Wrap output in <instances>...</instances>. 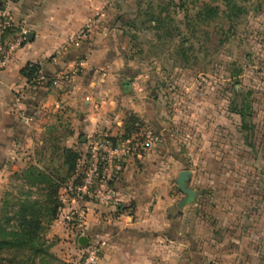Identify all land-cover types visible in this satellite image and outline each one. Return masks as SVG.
<instances>
[{"label": "crops", "instance_id": "0c3cea01", "mask_svg": "<svg viewBox=\"0 0 264 264\" xmlns=\"http://www.w3.org/2000/svg\"><path fill=\"white\" fill-rule=\"evenodd\" d=\"M185 3L0 0L18 25L10 37L27 31L0 69V173L49 130H63L61 152L77 162L90 138L121 140L131 116V136L158 138L111 181L115 209L67 204L84 211L77 241L97 245L95 264H264V68L242 55L245 40H264V27L231 4L217 33L215 17L202 21ZM90 21L91 32L69 43ZM232 45L241 57L233 67L225 54L217 70L216 47ZM28 64L39 66L32 84L20 75ZM184 170L196 196L178 211Z\"/></svg>", "mask_w": 264, "mask_h": 264}, {"label": "rangeland", "instance_id": "374dc122", "mask_svg": "<svg viewBox=\"0 0 264 264\" xmlns=\"http://www.w3.org/2000/svg\"><path fill=\"white\" fill-rule=\"evenodd\" d=\"M185 4L187 6L189 4H194L198 8L199 15H201L202 18H205L207 14L215 17L217 20V33L222 31V28L219 26L222 24L224 25V21H226V18L224 19L226 14L224 13L231 4L237 6L238 9L241 8L242 11L244 10V17H248V21L252 22V27H264V0H186ZM207 5L210 6V9L207 8ZM262 10L263 13L260 12ZM232 11L234 12L236 10L233 9ZM184 18V20H186V17ZM204 18L201 20H205ZM248 32H251L249 28ZM201 37L204 36L201 35ZM221 37L224 36L221 35ZM255 38H257V36H255ZM215 40L218 41V38ZM242 48H244L243 52H245L242 54L244 55V59H248L249 62L250 60H254L258 57L260 60L259 64H261L260 67L264 68V40H259V38L258 40H245L242 44ZM254 48L259 50L257 54L252 53L251 49L254 50ZM238 50L239 49L234 45L231 46L230 50L228 49L226 51L222 48L220 49L216 47V69L218 70L222 66V58L225 54L226 56L228 55L231 57V62L234 67L236 60L241 57V52H238ZM202 78L203 77H200L199 81H202ZM259 81L261 83V78ZM250 82L252 83L253 80L251 79ZM257 116V119L262 120V115L257 114ZM61 131L63 130H57L51 134V130H49L46 134L41 135L40 140H44L43 144H37V147L31 153L24 152V156L20 162L15 161L12 165L13 167L11 166V168H7L4 173H0V209L3 207L5 202L14 203L15 200H24L27 197L31 200H37L42 205H45L47 203L48 196L51 194V188H47L52 184L60 185V189L57 193V200L59 201V196L62 194V187L80 177V162H76L77 166L74 171H69L65 165V157L63 152H61V149L63 148V141L62 139H59L63 138V134H60ZM57 136L58 138L56 142L52 144L51 137ZM51 146H55L56 148L51 150ZM35 168L41 171L42 175L47 179L48 184L37 183L38 185L35 187L30 186L31 180L29 176H31V173ZM60 206L57 219L44 226V231L42 233V239L45 242V246L47 247L48 254L51 255V258L40 257L36 259L34 263L29 261L26 264H81L87 247L80 246L77 239L79 234L83 232L84 227L81 231H79L75 226H72L71 223L64 221L62 217L64 215V211H67V206H64L62 203H60ZM64 207L65 210H63ZM41 215L42 218L47 216L43 215V213Z\"/></svg>", "mask_w": 264, "mask_h": 264}, {"label": "built area", "instance_id": "2783aa9c", "mask_svg": "<svg viewBox=\"0 0 264 264\" xmlns=\"http://www.w3.org/2000/svg\"><path fill=\"white\" fill-rule=\"evenodd\" d=\"M18 27L10 15L0 12V69L7 66L13 53L27 40V31L20 32L11 38ZM92 29V22L85 24L69 43L80 40ZM102 36L105 32L100 33ZM41 79L38 74L34 81ZM158 138L152 133L142 132L125 140L112 142L105 136L90 138L86 146V154L80 162L81 175L70 183L65 184L59 196L60 203L67 206L69 201L83 203L85 201L106 204L115 208L117 203L109 184L115 179L123 164L128 160H136L143 156ZM64 211L63 220L71 223L79 231L84 227V211L81 208ZM65 210V207L64 209ZM81 264H95L99 255L97 245H88Z\"/></svg>", "mask_w": 264, "mask_h": 264}, {"label": "trees", "instance_id": "16d2710c", "mask_svg": "<svg viewBox=\"0 0 264 264\" xmlns=\"http://www.w3.org/2000/svg\"><path fill=\"white\" fill-rule=\"evenodd\" d=\"M210 17L212 16L210 15ZM38 73L39 66L31 64L26 65L20 71V75L29 84L33 83ZM241 115L243 114L241 113ZM128 123L129 127L119 141L129 138L135 129L133 128V124L135 123L133 116L129 117ZM63 154L68 170L74 171L78 160L77 154L72 150H64ZM29 178L31 180V187H35L38 185L37 183L48 184L47 179L36 168L33 169ZM49 188H51V194L48 196L45 205L27 197L24 200H15L14 203L5 202L3 207H1L0 264H26L29 261L34 263L40 257L51 258L42 239V233L44 226L57 219L61 206L57 200L60 185L52 184L47 189ZM42 213L47 216L42 218Z\"/></svg>", "mask_w": 264, "mask_h": 264}, {"label": "water", "instance_id": "95a60500", "mask_svg": "<svg viewBox=\"0 0 264 264\" xmlns=\"http://www.w3.org/2000/svg\"><path fill=\"white\" fill-rule=\"evenodd\" d=\"M127 86H129V84H127ZM190 178H191V173L187 170L181 171L176 178L175 181L176 187L179 190V192L184 195V198H182L176 204V208L178 211H181L184 208V206L190 204L196 196L195 192L190 188H188V183L190 181ZM78 244L82 247H86L87 239L85 237L79 238Z\"/></svg>", "mask_w": 264, "mask_h": 264}]
</instances>
